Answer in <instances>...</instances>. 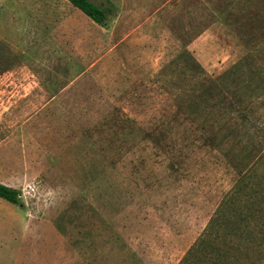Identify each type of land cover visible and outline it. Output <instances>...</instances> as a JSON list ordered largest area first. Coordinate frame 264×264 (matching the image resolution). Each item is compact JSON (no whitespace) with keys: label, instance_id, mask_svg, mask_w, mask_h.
Segmentation results:
<instances>
[{"label":"rangeland","instance_id":"374dc122","mask_svg":"<svg viewBox=\"0 0 264 264\" xmlns=\"http://www.w3.org/2000/svg\"><path fill=\"white\" fill-rule=\"evenodd\" d=\"M19 1L0 0V182L23 203L0 198V264H212L187 251L225 195L264 210V0H243L250 44H193L209 0H91L103 27L69 4L48 44ZM258 222L223 227L235 264H264Z\"/></svg>","mask_w":264,"mask_h":264},{"label":"crops","instance_id":"0c3cea01","mask_svg":"<svg viewBox=\"0 0 264 264\" xmlns=\"http://www.w3.org/2000/svg\"><path fill=\"white\" fill-rule=\"evenodd\" d=\"M165 1L170 2L171 0ZM197 1L200 2L201 0ZM235 2L238 3L237 5H243V9L239 10L238 13H231V10H229L230 4L227 2H225V5L220 6L218 0H209L208 6L210 15L208 24L198 31L193 44H250L249 39L244 37L246 31L243 30L242 26L248 27L250 16H252V18L254 17V21L257 22L258 19L256 20V18L259 14H253L255 10L252 12L249 11L247 7L245 8V6L248 5L246 1L236 0ZM69 4L72 5L68 0H22L19 1L16 6L22 11V14L28 16L27 23H32L35 26L39 25L38 27H40L42 31H47L49 34L48 44H54L57 40L56 34L59 31L62 34H73L71 30V25L73 24L72 16L68 14V11H62L60 9L62 6H67ZM234 10L235 9H233V11ZM236 15L241 18L239 23H236L234 20ZM37 21L40 22L38 23ZM24 25L25 24L16 26L22 29ZM238 25H240L241 28H238ZM81 30H83V28ZM261 31H264V24L262 28L261 24H257L256 34H259ZM140 33L141 31H133L130 33L123 32L120 34L115 33V38H119L118 41L120 44H137L144 41L142 37H137ZM256 44L264 43H262L260 39H257Z\"/></svg>","mask_w":264,"mask_h":264},{"label":"trees","instance_id":"16d2710c","mask_svg":"<svg viewBox=\"0 0 264 264\" xmlns=\"http://www.w3.org/2000/svg\"><path fill=\"white\" fill-rule=\"evenodd\" d=\"M75 8L82 11L95 23L106 26L108 22V15L111 13L110 7H104L98 5L91 0H68ZM243 178V176L241 177ZM238 181V185L239 182ZM242 192L236 187L230 190L219 204L214 215L210 218L208 224L204 228L203 232L199 235L193 246H191L187 254L192 252H208L212 255V264H235L229 256V245L221 246L220 239L221 231L223 227H232L229 235L231 238L236 237L238 239H246L247 236H252L257 231H260L258 222L259 218L263 214L264 210L258 212V216L254 212H247L236 207L234 200H237ZM20 190L12 186L6 185L0 182V198L11 203L23 206L21 200ZM240 217L239 220H235L234 217ZM242 220L244 222H242ZM235 227V228H234ZM225 239H227L225 237Z\"/></svg>","mask_w":264,"mask_h":264}]
</instances>
